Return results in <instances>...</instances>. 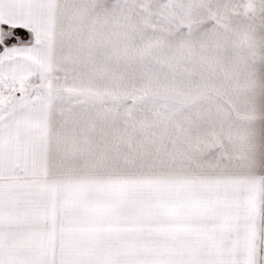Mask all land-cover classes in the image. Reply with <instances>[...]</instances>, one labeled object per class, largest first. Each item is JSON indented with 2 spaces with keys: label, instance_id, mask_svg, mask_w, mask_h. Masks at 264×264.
Here are the masks:
<instances>
[{
  "label": "snow or ice",
  "instance_id": "snow-or-ice-1",
  "mask_svg": "<svg viewBox=\"0 0 264 264\" xmlns=\"http://www.w3.org/2000/svg\"><path fill=\"white\" fill-rule=\"evenodd\" d=\"M0 264H264V0H0Z\"/></svg>",
  "mask_w": 264,
  "mask_h": 264
}]
</instances>
